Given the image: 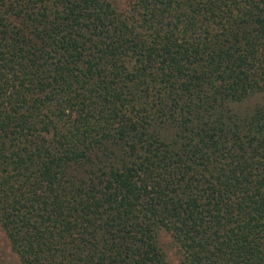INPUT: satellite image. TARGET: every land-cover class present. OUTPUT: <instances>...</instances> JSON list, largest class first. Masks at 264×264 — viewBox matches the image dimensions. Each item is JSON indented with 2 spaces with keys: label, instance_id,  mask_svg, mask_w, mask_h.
<instances>
[{
  "label": "trees",
  "instance_id": "obj_1",
  "mask_svg": "<svg viewBox=\"0 0 264 264\" xmlns=\"http://www.w3.org/2000/svg\"><path fill=\"white\" fill-rule=\"evenodd\" d=\"M0 0V228L21 264H264V0Z\"/></svg>",
  "mask_w": 264,
  "mask_h": 264
},
{
  "label": "rangeland",
  "instance_id": "obj_2",
  "mask_svg": "<svg viewBox=\"0 0 264 264\" xmlns=\"http://www.w3.org/2000/svg\"><path fill=\"white\" fill-rule=\"evenodd\" d=\"M119 11L128 10L127 0H109ZM264 105V92L257 93L245 99L240 107L242 110H250L256 106ZM160 245L165 252V264H178V255L171 243L168 233L159 234ZM0 264H21L16 254L11 250L5 233L0 228Z\"/></svg>",
  "mask_w": 264,
  "mask_h": 264
}]
</instances>
